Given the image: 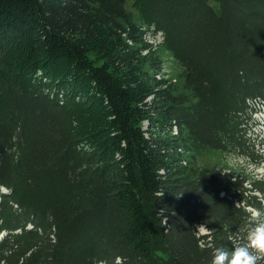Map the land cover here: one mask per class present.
<instances>
[{
  "label": "trees",
  "instance_id": "trees-1",
  "mask_svg": "<svg viewBox=\"0 0 264 264\" xmlns=\"http://www.w3.org/2000/svg\"><path fill=\"white\" fill-rule=\"evenodd\" d=\"M125 4L0 0V264H209L264 213L263 176L194 164L264 163V0Z\"/></svg>",
  "mask_w": 264,
  "mask_h": 264
},
{
  "label": "rangeland",
  "instance_id": "rangeland-1",
  "mask_svg": "<svg viewBox=\"0 0 264 264\" xmlns=\"http://www.w3.org/2000/svg\"><path fill=\"white\" fill-rule=\"evenodd\" d=\"M126 1V8L134 13L131 7V0ZM160 59L162 61V66L166 72V76L173 81L175 93L186 92L184 89V79H182V68L177 65L170 57L169 52H165L162 48L158 50ZM254 106H257L256 103L252 102ZM254 118L259 122V125L255 128V134H258L259 138L264 139V109L254 115ZM194 164L199 167H210L218 166L224 171L232 168L237 171L244 173L247 176H263L264 177V163L259 167L251 166L250 163H246L241 157H236L232 154H220L215 151H209L206 153H201L196 156ZM255 214V211H252V216ZM199 232H202L201 230ZM2 232H0L1 234Z\"/></svg>",
  "mask_w": 264,
  "mask_h": 264
},
{
  "label": "clouds",
  "instance_id": "clouds-1",
  "mask_svg": "<svg viewBox=\"0 0 264 264\" xmlns=\"http://www.w3.org/2000/svg\"><path fill=\"white\" fill-rule=\"evenodd\" d=\"M203 230L208 228L201 225ZM264 262V213L259 210L248 221L230 248L214 247L209 264H262Z\"/></svg>",
  "mask_w": 264,
  "mask_h": 264
},
{
  "label": "built area",
  "instance_id": "built-area-1",
  "mask_svg": "<svg viewBox=\"0 0 264 264\" xmlns=\"http://www.w3.org/2000/svg\"><path fill=\"white\" fill-rule=\"evenodd\" d=\"M145 38V42H147L148 45H150L151 47L155 48V47H158L159 44L162 42V37L160 34H146L144 36ZM144 53H146L145 51H143ZM172 135H175L176 134V129H173ZM203 230V229H202Z\"/></svg>",
  "mask_w": 264,
  "mask_h": 264
},
{
  "label": "water",
  "instance_id": "water-1",
  "mask_svg": "<svg viewBox=\"0 0 264 264\" xmlns=\"http://www.w3.org/2000/svg\"><path fill=\"white\" fill-rule=\"evenodd\" d=\"M3 155H4V146H3L2 143H0V165H1L2 160H3V158H4Z\"/></svg>",
  "mask_w": 264,
  "mask_h": 264
}]
</instances>
